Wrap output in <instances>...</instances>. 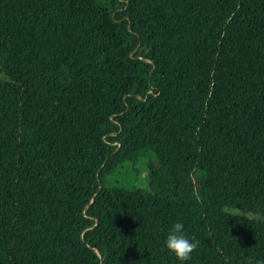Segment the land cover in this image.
Wrapping results in <instances>:
<instances>
[{"label": "trees", "instance_id": "16d2710c", "mask_svg": "<svg viewBox=\"0 0 264 264\" xmlns=\"http://www.w3.org/2000/svg\"><path fill=\"white\" fill-rule=\"evenodd\" d=\"M0 74V264H264V0H0Z\"/></svg>", "mask_w": 264, "mask_h": 264}, {"label": "clouds", "instance_id": "9594fccd", "mask_svg": "<svg viewBox=\"0 0 264 264\" xmlns=\"http://www.w3.org/2000/svg\"><path fill=\"white\" fill-rule=\"evenodd\" d=\"M0 79L6 80L7 77L0 74ZM146 187V186H145ZM232 216L239 215L238 209H225ZM164 248L173 255L180 264H188L192 254L198 247V241L187 234L184 223L176 221L172 224L164 239Z\"/></svg>", "mask_w": 264, "mask_h": 264}, {"label": "rangeland", "instance_id": "374dc122", "mask_svg": "<svg viewBox=\"0 0 264 264\" xmlns=\"http://www.w3.org/2000/svg\"><path fill=\"white\" fill-rule=\"evenodd\" d=\"M16 81H21L20 76H15ZM6 80L0 79V82H8ZM154 162L149 159H143L135 168L130 165H124L119 171H117L111 178L107 180V186L109 188L118 187L123 190H144L151 192L150 180L148 176V163ZM146 186V187H145ZM251 218L255 216H250Z\"/></svg>", "mask_w": 264, "mask_h": 264}]
</instances>
